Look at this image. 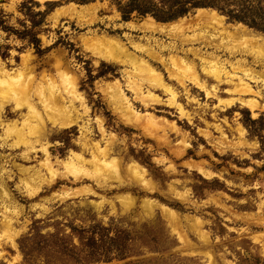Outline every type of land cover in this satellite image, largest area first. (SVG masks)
<instances>
[{
	"label": "rangeland",
	"instance_id": "rangeland-1",
	"mask_svg": "<svg viewBox=\"0 0 264 264\" xmlns=\"http://www.w3.org/2000/svg\"><path fill=\"white\" fill-rule=\"evenodd\" d=\"M125 1L0 0V63L19 75L12 83L29 79L35 86L50 78L60 88L62 72L85 100L83 107L64 94L78 122L67 128L47 122L41 129L51 171L41 166L45 155L38 143L27 152L19 133L2 134L0 127V264H264V32L210 7L162 23L213 9L222 25L191 17L181 29L154 31L143 26L148 17L160 22L149 14L133 11L122 18L117 2ZM101 36L119 39L143 59L174 89L185 114L162 87L144 80L142 65L98 59L92 37ZM209 59L235 76L213 78L202 69ZM184 64L194 69L191 74ZM236 75L254 92L236 87ZM131 79L143 82L139 94ZM44 87H34L35 102ZM114 88L140 125L125 122L114 109ZM248 98L260 105L255 113L240 103ZM36 106L45 117L47 109ZM27 114L23 100L7 99L0 120L20 123ZM146 116L156 122L149 132L141 128ZM99 125L111 137L115 164L101 171L55 162L72 151L89 158L84 140L105 146L108 135ZM131 161L146 169L143 180L128 171ZM163 206L172 210L171 219ZM8 221L7 237L1 223ZM146 233L160 245L147 243Z\"/></svg>",
	"mask_w": 264,
	"mask_h": 264
},
{
	"label": "bare ground",
	"instance_id": "bare-ground-1",
	"mask_svg": "<svg viewBox=\"0 0 264 264\" xmlns=\"http://www.w3.org/2000/svg\"><path fill=\"white\" fill-rule=\"evenodd\" d=\"M84 6L86 8V5H84ZM84 6H81V7L84 8ZM68 7L70 9L72 7V9L74 10L75 4L70 3ZM85 8H84V10H85ZM87 8H89V7H87ZM84 10H82V13ZM76 11L80 12L81 10H76ZM191 17H193V18L195 17L196 19H199V20L203 19V18L210 19V20L215 19V20H217L216 22H218L220 25H222V19H223V17L220 16L213 9H211V10L199 9V10H197L196 14L192 15ZM191 17L190 18L189 17H183V18L181 17V18L177 19L176 21L169 22V23L155 22L152 18L148 17L146 19V21H150V23L149 24L145 23V24H143V26L146 29H151L154 31H162V30L170 31L173 29H181L183 27V25L185 24V22L189 21L191 19ZM93 37H92V39L94 40V45L97 47L96 51L98 50L96 52V57L98 59H101L104 61H109V62H115L118 64H124V63H129L131 65L137 64V66H140V67L142 65V69L144 67V70H145L144 71L145 72L144 80H147L149 84L151 83L152 85L155 84V86L162 87L164 89V91L170 95V98H169V100L171 101L170 104L171 103L175 104L178 107V109L181 111V113L185 114L181 108V105L180 104L177 105L174 102V100L176 98V93H175L174 89L172 87H170L169 85H166V83H163V81L159 78V76L150 68L149 65H147L143 61V59L137 58V56H135L133 53L129 52L128 49L125 47L124 43H122L117 38L109 37V36H103V37L101 36L98 38H93ZM174 61H175V59H174ZM204 63L205 64H203L202 69L207 74H209L210 76H212L213 78H215L217 80L221 79L222 75H225L226 77H230V78H232V76H235L234 74L226 71L224 69L223 65L217 60H210V59L204 60ZM184 65L185 66H183V68L185 70H183V69L182 70L183 71L187 70L190 73L193 68L192 67L190 68L189 67L190 65L188 66V64H184ZM27 68H28L27 69L28 72L31 73L32 68L29 66ZM135 69H137V67ZM242 71L245 74L251 76L252 79L255 77L254 74L252 75L251 73H249V70H247V69H243ZM194 73H196V72H194ZM192 75H193V73H192ZM60 77H62L61 79H63L61 82L62 85L60 88H59V86H56L54 80H52L50 78H43L44 79L43 81L38 82L35 85L36 87H40V86H42V84H45L44 88L46 89V91L43 94L41 93L40 95H38L39 98L37 100V102H39L43 108L47 109V110H45V111H47V113H45L46 116L44 117L43 113H41L40 110L37 108V106H36L37 102L34 101V98L32 96V91H33L35 86L29 83V79H27L25 81L16 82L15 84H13L12 81L18 80L19 75L18 74L10 75V73L5 69L3 64L0 63V114H1L2 109L4 108V106L7 102V99L14 101V102L17 100L18 101L23 100L26 103V107H27V111H28L27 117H23L22 121L20 123L16 122V121H9V122L5 123L2 120H0V127L2 129V134L7 133L9 130L16 133L17 135L19 133V139L24 144L25 150L27 152L35 149L36 143H38L40 146L39 149L45 155V157L41 161V166H44L48 171H51L52 166H54V162H53L52 158L50 157L51 155L47 149V145H46L47 143H44V142L42 143L38 139V136L40 135L42 127L45 126L47 122H50L52 125L58 126L59 128H67V127L73 126L75 123L78 122V116L76 115L77 112L74 114L72 109H71L73 107V105H71V107L67 108V104L66 105L64 104L65 97H66V96H64V94L67 95V98H69V100L71 102H73V100H75V99H79L82 106L85 107V100H84L83 96L80 93H78V89H77V85H76L75 81H73L72 79L70 80L66 73L61 72ZM236 78L238 80L236 87H239L244 92H249L250 90L252 91V89H250V86L246 82H243L240 75H236ZM193 80L195 81V84L197 87L205 89L206 94H209L208 89L206 88L205 84L203 82H201L196 75H194ZM130 83L133 86L132 87L133 90H135V92L137 94H139L140 83L142 84L143 82H137L136 80H134V81L132 80ZM263 84H264V80H263ZM240 89H237V91H239ZM252 92H254V91H252ZM109 93H110L109 95H110L111 100H114L116 103L119 104V105H117L118 107H115L114 109L118 108L117 111L120 112V114L122 115L121 117L123 118V120L125 122L133 124V122H135V121L132 122V120L128 117L129 114L127 112H129V113L131 112V113L135 114L134 115L135 117H136V113L133 110V106L129 103L128 99L124 96L123 92L119 88H114V89H111ZM240 103L244 107L248 108L253 113H255V110H257L260 107L257 99H254V98L242 99V100H240ZM74 109L75 108L73 107V110ZM137 118H138V120H140L141 115L137 116ZM145 118H149V117L146 116ZM133 120H135V119H133ZM39 124L41 126H39ZM97 124H99V123H97ZM143 124H142L141 128H143L144 131H146V132H149L150 130H152V128H154L156 126V122L154 121V119L152 120L151 118L146 120L145 124L144 125ZM135 125H140V122L138 123V121H137V123ZM99 126L103 132V135H108L107 136L108 141L106 142L105 146H100L98 144V142H96V141L87 142L84 140V141H81L80 143L82 146V150H86V148H88V150L90 151V157L89 158H86L83 155L82 151H79V152L72 151L66 159H60V160H57L55 162L60 163V165H63V166H74V167L80 166V168H81V166H85V165L89 164L91 166H95V167L99 168L101 171L102 170L104 171V169L107 170L108 166H112V164H115L118 159L116 157L112 156L111 152H110V148H111L110 145L113 142L109 140L110 135L105 133L102 125H99ZM12 145H17V144L12 143ZM168 145H170V144H168ZM27 154L28 153H25L24 156H26ZM118 163H120V162H118ZM125 166H128V167L131 166V167H129L128 171L131 174H133L134 176H136L139 180L144 179V176L146 174V169L142 165H140L139 163H136L135 161L134 162L131 161L130 163H127ZM193 166H194V164H193ZM109 169L112 170L113 168L110 167ZM21 170L26 172L28 169L27 168H21ZM198 170H199V173L204 175V177L205 176L207 177L209 174L208 171L204 170L202 167H198ZM56 174H58V173H56ZM95 175H96V173H95ZM108 176H110V175H108ZM94 178H95V176H94ZM4 193H5V191H4ZM162 209H163V213H164L165 217L170 218L169 215H170L172 210L166 206H163ZM173 216H175V215H173ZM173 220H175V219H173ZM171 223H173L172 225L175 224L173 221L172 222L170 221V224ZM1 225L3 228V230H2L3 234H6L7 237L10 236L9 235L10 234L9 228H11L10 222L9 221L8 222H2Z\"/></svg>",
	"mask_w": 264,
	"mask_h": 264
},
{
	"label": "trees",
	"instance_id": "trees-1",
	"mask_svg": "<svg viewBox=\"0 0 264 264\" xmlns=\"http://www.w3.org/2000/svg\"><path fill=\"white\" fill-rule=\"evenodd\" d=\"M199 7L213 8L231 20L244 22L264 32V0H126L123 4L117 2V9L124 19H127L131 12L136 11L139 14H149L160 22L174 20L185 15L189 10ZM126 238L129 242L136 240L132 236ZM145 239L147 243H156L153 234L146 233Z\"/></svg>",
	"mask_w": 264,
	"mask_h": 264
}]
</instances>
